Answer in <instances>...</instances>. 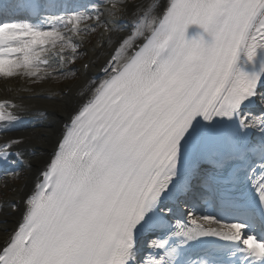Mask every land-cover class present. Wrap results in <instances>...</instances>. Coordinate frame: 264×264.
<instances>
[{
    "label": "snow or ice",
    "instance_id": "obj_1",
    "mask_svg": "<svg viewBox=\"0 0 264 264\" xmlns=\"http://www.w3.org/2000/svg\"><path fill=\"white\" fill-rule=\"evenodd\" d=\"M93 36L46 157L0 99V264H264V0H0V78L77 81Z\"/></svg>",
    "mask_w": 264,
    "mask_h": 264
},
{
    "label": "bare ground",
    "instance_id": "obj_2",
    "mask_svg": "<svg viewBox=\"0 0 264 264\" xmlns=\"http://www.w3.org/2000/svg\"><path fill=\"white\" fill-rule=\"evenodd\" d=\"M141 2V0H136ZM161 0H156V3H160ZM88 50V60L92 59L94 53L92 47ZM87 60V61H88ZM102 63V60L100 61ZM92 67L81 73V76L75 82H66L63 84L53 83L51 81L26 84L24 82L18 85L9 84L6 79L0 78V99L12 98L18 95L24 98L25 103L28 105V112L25 116V120L22 129L26 134L39 133L44 131L46 133V139L44 143L48 146L46 153H41V156H45L51 153V145L55 143L56 135L52 134L54 131L58 134L59 130L64 127V123L68 119V110L63 106L66 104L68 95L78 98L86 88L80 89L77 84L83 81L85 76L95 78L99 71V63L93 62ZM11 89L12 91H8ZM20 89H28L29 91H19ZM66 91L65 95L57 96V92ZM19 102V101H18ZM28 177L29 186L36 180V172L32 170L26 173ZM23 183V182H22ZM24 193L14 192L12 200L16 201L21 207L22 196ZM0 201H11V199H1ZM147 245V244H146ZM145 255H147V247L145 248Z\"/></svg>",
    "mask_w": 264,
    "mask_h": 264
},
{
    "label": "rangeland",
    "instance_id": "obj_3",
    "mask_svg": "<svg viewBox=\"0 0 264 264\" xmlns=\"http://www.w3.org/2000/svg\"><path fill=\"white\" fill-rule=\"evenodd\" d=\"M93 43H98L96 36H93V37L91 38V41H90V42L84 44V48L82 49V51H83L84 49H89L90 47H92V44H93ZM87 60H88V55L82 57V58H81L79 61H77V63H76L74 66H72V67H74V68L77 69V70H81V65H82L81 63H82V62H86ZM80 76H81V71L79 72L77 79H79ZM7 81H8L9 84H13V85H18V84L21 83V82H24V83H26V84H31L30 81H27V80H20V79H7ZM51 82H53V83H57V84H63V83H66L67 81H61V82L51 81ZM68 82H75V81L68 80ZM57 96H61V92H60V91L57 92ZM22 182H23V181H19V182H17V183H16V186L19 187V185H20ZM11 187H12V185H10L9 188H3V187H0V198H1V199H5V198H6V199H11V201H12V199H13V198H12V195H13L14 192H12V191L10 190ZM16 203H18V201H17Z\"/></svg>",
    "mask_w": 264,
    "mask_h": 264
}]
</instances>
